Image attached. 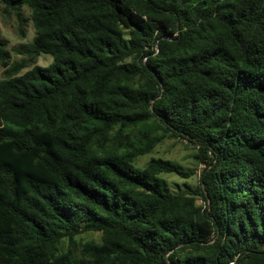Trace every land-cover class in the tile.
Instances as JSON below:
<instances>
[{
    "label": "trees",
    "instance_id": "trees-1",
    "mask_svg": "<svg viewBox=\"0 0 264 264\" xmlns=\"http://www.w3.org/2000/svg\"><path fill=\"white\" fill-rule=\"evenodd\" d=\"M2 1L35 36L0 39V264H264V0ZM167 138L191 192L135 163Z\"/></svg>",
    "mask_w": 264,
    "mask_h": 264
},
{
    "label": "rangeland",
    "instance_id": "rangeland-1",
    "mask_svg": "<svg viewBox=\"0 0 264 264\" xmlns=\"http://www.w3.org/2000/svg\"><path fill=\"white\" fill-rule=\"evenodd\" d=\"M12 8L6 7L3 1L0 0V39L6 43V48L11 53V62L15 63L27 58V54L18 53L17 50L27 47L32 43L35 36V28L31 19V10L27 6H24L20 11L25 19L23 28L26 31V36H22L20 31L21 22L15 10L17 8ZM52 60L53 57L51 55L42 54L37 58L36 64L48 66ZM31 67L24 69L23 72H26ZM3 70V68H0V77L3 76ZM196 152L197 148L186 142V140L181 138H167L153 152L138 157L135 163L139 167H144L149 162L155 160L178 166L185 171H194L195 174L191 177H182L175 173L162 174L167 179L172 192L183 190L191 192L199 186L200 174L204 169V163H200L199 159L195 157ZM100 238L101 234L99 232L90 231L78 235L76 241L81 246V243L99 241ZM68 247L69 242L65 240L61 248L67 249Z\"/></svg>",
    "mask_w": 264,
    "mask_h": 264
},
{
    "label": "built area",
    "instance_id": "built-area-1",
    "mask_svg": "<svg viewBox=\"0 0 264 264\" xmlns=\"http://www.w3.org/2000/svg\"><path fill=\"white\" fill-rule=\"evenodd\" d=\"M230 264H234V262H231Z\"/></svg>",
    "mask_w": 264,
    "mask_h": 264
}]
</instances>
